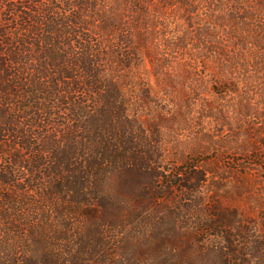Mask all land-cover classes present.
I'll return each instance as SVG.
<instances>
[{
  "label": "trees",
  "instance_id": "trees-1",
  "mask_svg": "<svg viewBox=\"0 0 264 264\" xmlns=\"http://www.w3.org/2000/svg\"><path fill=\"white\" fill-rule=\"evenodd\" d=\"M116 4L0 0V264H264V219L195 196L207 172L164 171L133 118Z\"/></svg>",
  "mask_w": 264,
  "mask_h": 264
},
{
  "label": "rangeland",
  "instance_id": "rangeland-1",
  "mask_svg": "<svg viewBox=\"0 0 264 264\" xmlns=\"http://www.w3.org/2000/svg\"><path fill=\"white\" fill-rule=\"evenodd\" d=\"M116 1L118 27L131 30L138 53L129 74L119 68V83L157 140L161 167L199 164L207 174L195 196L238 209L261 232L264 0ZM184 193L175 192L177 214L194 206Z\"/></svg>",
  "mask_w": 264,
  "mask_h": 264
}]
</instances>
